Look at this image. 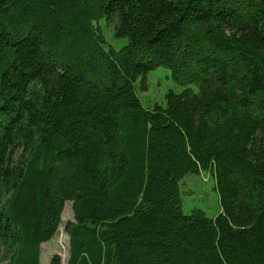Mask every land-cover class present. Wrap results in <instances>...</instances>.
<instances>
[{"label":"trees","instance_id":"1","mask_svg":"<svg viewBox=\"0 0 264 264\" xmlns=\"http://www.w3.org/2000/svg\"><path fill=\"white\" fill-rule=\"evenodd\" d=\"M158 66L196 90L144 107ZM202 172L214 217L182 211ZM67 201L65 264H264V0H0L5 264H40Z\"/></svg>","mask_w":264,"mask_h":264},{"label":"rangeland","instance_id":"2","mask_svg":"<svg viewBox=\"0 0 264 264\" xmlns=\"http://www.w3.org/2000/svg\"><path fill=\"white\" fill-rule=\"evenodd\" d=\"M104 32L112 43L115 44L112 27L103 22ZM116 40V39H115ZM119 44H121L119 42ZM118 44V45H119ZM146 87L141 89L140 82H135L137 96L144 107L153 103H164V94L168 90L180 92L186 87L196 90L195 84H182L175 82L168 68L158 66L150 70L145 79ZM181 193V207L184 213H189L192 208H199L209 217H214L219 210L218 198L213 188V180L209 175L189 173L179 182ZM73 214L71 202L67 201L62 213V223L55 235L48 241L43 242L40 248V264H50L51 259L57 256L60 264H65L69 254L68 237L63 224L72 220ZM0 258V264H5Z\"/></svg>","mask_w":264,"mask_h":264}]
</instances>
